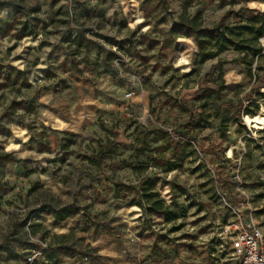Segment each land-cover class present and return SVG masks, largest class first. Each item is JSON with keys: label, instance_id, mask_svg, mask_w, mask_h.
Wrapping results in <instances>:
<instances>
[{"label": "rangeland", "instance_id": "374dc122", "mask_svg": "<svg viewBox=\"0 0 264 264\" xmlns=\"http://www.w3.org/2000/svg\"><path fill=\"white\" fill-rule=\"evenodd\" d=\"M140 1L0 0V151L17 159L0 168V264L30 251L37 264H237L229 237L264 224V107L241 128L228 104L254 88L255 65L231 49L197 64L193 40L167 35L184 10L207 27L234 11V27L264 0H170L156 25ZM21 99L38 109L8 115ZM98 141L112 146L92 167ZM148 179L176 220L130 205ZM67 205L80 212L55 223Z\"/></svg>", "mask_w": 264, "mask_h": 264}, {"label": "trees", "instance_id": "16d2710c", "mask_svg": "<svg viewBox=\"0 0 264 264\" xmlns=\"http://www.w3.org/2000/svg\"><path fill=\"white\" fill-rule=\"evenodd\" d=\"M170 0H141L138 4L137 11L143 15L145 21L149 23L159 24L162 22V16L169 13ZM225 0H219L224 2ZM248 16L242 18L239 15L238 24L234 27H229L226 21L237 14L234 11H225L214 25L207 27L204 26L201 14L196 12L193 16L186 14L185 10L179 15L177 21L173 23L167 30V35L175 42L179 38L193 40L197 49L196 63L203 64L206 61L217 58V56L229 49L238 53V57L233 60L234 63L244 65L246 68L254 66L255 76L253 79L254 88L245 96L244 99H239L234 105L229 101V107L234 116L233 122L240 126L242 125L241 119L243 117H250L257 115L258 106L264 107V91L260 92L259 89L264 90V67L258 62L264 59V47L259 43V40L264 38V12L255 15L248 9H244ZM29 36V33H23L22 38ZM84 35L78 32L75 40L81 42H89L84 39ZM86 45V44H84ZM82 46V45H79ZM111 55V53H110ZM223 62L218 61V75L220 80L219 90L223 89V81L221 79V66ZM253 90L256 93L257 100H252ZM244 102L246 105L243 106ZM39 105L32 100L21 99L19 101H11L7 107L8 115L12 116L17 110L23 112H34L38 109ZM264 131V130H262ZM75 136L68 133L63 134L62 150H68L74 144ZM112 143L106 141L104 145L100 141L97 143L96 151L86 157L84 160L92 167H99L101 162L108 157V150ZM38 152H44L39 150ZM17 162L16 157L6 151H0V168L7 164ZM154 183L148 179L140 191L141 196L139 201L130 203V205L137 206L143 215H157L163 218L164 221H174L177 216L174 212L170 211L169 204H165L163 199L153 189ZM80 210L77 207L67 205L59 208L53 207L50 211L52 220L55 223H61L77 214ZM41 228L40 225L30 224L29 228ZM71 233L64 235H54L58 241H63L70 236ZM46 264L48 262L47 259Z\"/></svg>", "mask_w": 264, "mask_h": 264}, {"label": "built area", "instance_id": "2783aa9c", "mask_svg": "<svg viewBox=\"0 0 264 264\" xmlns=\"http://www.w3.org/2000/svg\"><path fill=\"white\" fill-rule=\"evenodd\" d=\"M229 239L234 248L237 264H264V224L249 218L239 223ZM39 260H43L42 252L30 251L22 264H37Z\"/></svg>", "mask_w": 264, "mask_h": 264}, {"label": "crops", "instance_id": "0c3cea01", "mask_svg": "<svg viewBox=\"0 0 264 264\" xmlns=\"http://www.w3.org/2000/svg\"><path fill=\"white\" fill-rule=\"evenodd\" d=\"M71 231H72V229L70 227H67L66 232L69 233ZM107 264H122V263L121 262H115L114 260H107Z\"/></svg>", "mask_w": 264, "mask_h": 264}]
</instances>
